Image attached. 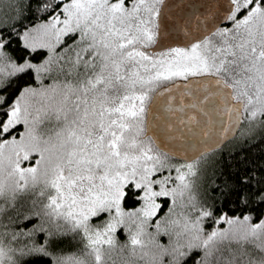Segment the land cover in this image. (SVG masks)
Wrapping results in <instances>:
<instances>
[{
    "label": "snow or ice",
    "instance_id": "1",
    "mask_svg": "<svg viewBox=\"0 0 264 264\" xmlns=\"http://www.w3.org/2000/svg\"><path fill=\"white\" fill-rule=\"evenodd\" d=\"M0 10V264H264L262 178L205 187L264 129V0Z\"/></svg>",
    "mask_w": 264,
    "mask_h": 264
},
{
    "label": "trees",
    "instance_id": "2",
    "mask_svg": "<svg viewBox=\"0 0 264 264\" xmlns=\"http://www.w3.org/2000/svg\"><path fill=\"white\" fill-rule=\"evenodd\" d=\"M3 15L4 11L0 10V16ZM15 43L13 41V46ZM213 161L205 174V187L211 194L219 195L220 193V190L214 187L215 184H222L225 180L232 183L238 182L242 175L253 172L262 178L261 182H264V129H256L250 138L241 140L238 136L228 141L215 153ZM227 203L228 199H225V204ZM32 223L35 221L33 220ZM19 226L29 227L30 225L20 224ZM117 236L120 240L125 239L122 228L117 230ZM114 259L119 264L120 257H114ZM28 264H51V259L38 257L29 261Z\"/></svg>",
    "mask_w": 264,
    "mask_h": 264
},
{
    "label": "water",
    "instance_id": "3",
    "mask_svg": "<svg viewBox=\"0 0 264 264\" xmlns=\"http://www.w3.org/2000/svg\"><path fill=\"white\" fill-rule=\"evenodd\" d=\"M229 141H230V140H229ZM227 142H228V141H227ZM227 142H226V143H227ZM224 144H225V143H224ZM224 144H223V145H224ZM223 145H222V146H223Z\"/></svg>",
    "mask_w": 264,
    "mask_h": 264
}]
</instances>
